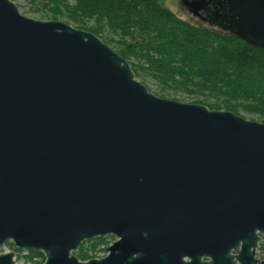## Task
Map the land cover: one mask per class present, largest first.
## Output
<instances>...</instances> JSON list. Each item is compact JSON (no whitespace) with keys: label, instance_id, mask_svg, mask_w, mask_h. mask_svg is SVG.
Returning <instances> with one entry per match:
<instances>
[{"label":"water","instance_id":"95a60500","mask_svg":"<svg viewBox=\"0 0 264 264\" xmlns=\"http://www.w3.org/2000/svg\"><path fill=\"white\" fill-rule=\"evenodd\" d=\"M180 3L264 48V0ZM107 235L104 255L73 253ZM259 239L264 121L159 96L93 32L0 0V249L40 264H264Z\"/></svg>","mask_w":264,"mask_h":264},{"label":"trees","instance_id":"16d2710c","mask_svg":"<svg viewBox=\"0 0 264 264\" xmlns=\"http://www.w3.org/2000/svg\"><path fill=\"white\" fill-rule=\"evenodd\" d=\"M28 1L39 19L65 20L96 34L129 62L135 77L155 84V94L264 121V48L183 20L157 0ZM111 239L85 240L73 253L80 260L96 257ZM27 254L39 258L33 264L44 260L41 251Z\"/></svg>","mask_w":264,"mask_h":264},{"label":"rangeland","instance_id":"374dc122","mask_svg":"<svg viewBox=\"0 0 264 264\" xmlns=\"http://www.w3.org/2000/svg\"><path fill=\"white\" fill-rule=\"evenodd\" d=\"M13 1L17 4L18 9L22 14H24L26 16L34 17V18H39L38 14L40 11L36 10L35 7L33 6V4H31L28 0H13ZM157 2L162 7L170 10L177 17H179L183 20H186V21H188L192 24H195V25H199V26H203V27H210V25H208L205 21H202L197 16H194L193 14L188 12V10L180 3V0H157ZM63 21H65V20H63ZM67 23L72 24L70 22H67ZM144 84L153 93H156L158 91V88L155 86V84L152 81L146 80ZM174 99H177L180 101H186V102L190 101V99H184L183 97H180L179 95L175 96ZM242 114L244 117L249 118L248 117L249 115H245L244 113H242ZM8 250L14 251V253H15L14 254L15 264H33L34 262L39 260V258H37V257H32V259H30L29 255L27 254V250L16 251V250L12 249L7 244H4V246L0 249V251H8ZM105 252L98 250L96 257H99V256L105 254ZM262 253H263V250L258 248V250L256 251V255L258 257H260Z\"/></svg>","mask_w":264,"mask_h":264},{"label":"flooded vegetation","instance_id":"af4514ba","mask_svg":"<svg viewBox=\"0 0 264 264\" xmlns=\"http://www.w3.org/2000/svg\"><path fill=\"white\" fill-rule=\"evenodd\" d=\"M201 13L202 14H204L202 11H201ZM199 18V17H198ZM199 19H201V18H199ZM203 21V20H202ZM215 28V27H214ZM108 236V235H107ZM110 236H112V239H111V241L109 242V243H111L114 239H115V237L113 236V235H110ZM106 237V236H105ZM260 242H263L264 243V239H259V241H258V245H257V250H258V248H259V245H260ZM108 243V244H109ZM108 244L106 245V247L108 246ZM106 247H105V251H106ZM14 250H16V251H18V250H20V249H17V248H14ZM256 250V251H257ZM106 253V252H105ZM263 253H264V250H263ZM263 253L261 254V256L260 257H258L257 255H255L256 257H258V258H262V256H263ZM104 255V254H103ZM102 256V255H101ZM100 257V256H99Z\"/></svg>","mask_w":264,"mask_h":264}]
</instances>
